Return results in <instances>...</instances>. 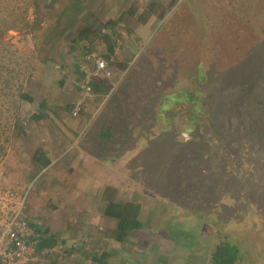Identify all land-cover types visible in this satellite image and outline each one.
Returning <instances> with one entry per match:
<instances>
[{
  "label": "rangeland",
  "instance_id": "374dc122",
  "mask_svg": "<svg viewBox=\"0 0 264 264\" xmlns=\"http://www.w3.org/2000/svg\"><path fill=\"white\" fill-rule=\"evenodd\" d=\"M110 19L120 20L112 30L106 28ZM88 27L98 37L78 41ZM198 66L215 80L239 69L240 88L228 76L222 88L225 96L237 92L240 103L235 109L226 104L220 113L238 130L242 166L231 172L228 158L220 160L227 172L219 178L216 167L209 177L216 183L214 197L173 201L159 190L172 180L187 182V174L160 178L130 167L141 150L137 143L133 147L129 138L126 147L117 139L112 146L101 134L109 126L112 134H120L124 121L139 130L142 100H153L159 85L165 93L185 81L190 87ZM86 82L89 95L83 90ZM180 100L160 112L164 119L152 121L157 132L173 130L180 141H188L192 126L185 116L167 117L193 102L185 96ZM41 102L47 104L43 112ZM0 104L7 121L0 129L12 140H0V179L25 194L30 223L57 239L35 264H90L91 257L104 264H208L222 235L238 243L240 264H264V0H0ZM238 105L241 117L234 115ZM247 108L263 127L260 136L241 126L252 123L244 118ZM64 135L71 138L67 148L63 145L70 139ZM51 141L64 144H54V165L43 171L33 152ZM146 141L141 138L140 147ZM78 152H91L84 166L93 173L94 188L113 186L119 201L143 206L145 229L123 245L108 238L114 222L101 215L96 189L71 187L69 162ZM76 171L73 176L79 177Z\"/></svg>",
  "mask_w": 264,
  "mask_h": 264
},
{
  "label": "trees",
  "instance_id": "16d2710c",
  "mask_svg": "<svg viewBox=\"0 0 264 264\" xmlns=\"http://www.w3.org/2000/svg\"><path fill=\"white\" fill-rule=\"evenodd\" d=\"M119 21V19L118 21L109 20L106 28L112 30ZM79 33L78 41H88L91 35L93 36L92 40L98 37V31L91 30L89 27L82 29ZM201 70L202 75H200ZM230 72H227L229 73L228 75H224V72L222 77L215 80L210 78L209 73L203 67L198 66V70L196 69L195 71L196 76H194V73L191 75L190 87L188 86L189 81H185L177 91L165 93L162 92L163 88L165 90L164 85H159L157 90L153 91V100L148 98L147 100L143 99L141 102L142 107L140 110L143 108L139 120L141 128L138 130L135 125L129 127L130 123L124 121L127 122V126L123 127L122 124V129L119 128L121 129L120 134L114 135L112 134V127L109 126L101 134L103 139H107L103 142L106 144L111 143L110 145L113 146L115 140L121 139V144L126 141L127 147L129 138L132 139L133 147L137 143L136 147L141 148V150L133 157L130 167L138 166L142 172L157 173L160 178L169 176L171 172L178 174L177 178H180L181 174L182 177L187 174V182L177 179V181L172 180L170 183L163 184L160 179H157L160 184H163V190H159V192L164 195L168 194L167 197H170L173 201L192 200L190 196H193L196 200L203 199L210 193L214 197L216 183L214 179L211 180L209 177L216 170V167L220 169H217L220 171L218 177L222 178L223 172H227V169L238 173L242 166V158L237 155L239 151L238 142L236 141L239 140L238 130H235L232 123L230 125L225 123L226 113H220L225 109L224 106L226 104H230L235 109V105L240 103V95L237 92L225 96L226 94H224V89L222 88L228 83L226 76L232 79L233 83L240 88L241 76L236 74L239 69H233ZM207 74L208 76H206ZM183 96L191 98L193 102L187 103L186 106H181L174 113L167 114V117L174 121L179 115L185 116L187 123L192 126L188 130L191 135L188 141H180L177 133L173 130L170 132L165 129L157 132V124L152 121L158 119V117L164 119V115L160 114V112L172 106L174 101L183 103L180 100V97L183 98ZM256 99L257 97L253 99V104L256 103ZM164 104L165 108H163ZM45 107L44 103L39 104L41 112L45 110ZM236 107L237 112L234 115L241 117L240 106ZM231 111L234 110L231 109ZM250 111L247 108L244 118L247 117L246 119H249L252 123H241V126L243 128L246 126L245 131L252 136H260L259 134L262 133L263 127L255 120L256 114ZM234 115H231L230 112L228 118L231 119ZM260 119H263V115L260 116ZM130 132L132 134H129ZM135 132L141 133L137 139H135ZM147 132H149V136ZM122 135L125 136L120 137ZM141 138L148 141H146L144 147H140ZM235 148L236 151H233ZM120 151L122 152V149ZM215 152L218 153L217 159L214 156ZM232 153L233 157H231ZM226 157L231 162V166H228L227 169L220 162V160H226ZM33 159L38 164L37 167L41 169H46L51 164V160L40 150L35 153ZM200 169H203V174L200 173ZM228 175L231 176L233 174L230 173ZM153 180L157 182L155 177ZM117 195L118 190L115 187L106 185L98 191V202L101 205V215L114 222V226L107 230L108 238L117 244L123 245L134 233L145 229V221L143 206L139 201H119ZM212 203L209 202L207 207H212ZM56 241L55 237H45L43 234L39 241V252L42 253L44 250L51 249L56 244ZM102 255L106 256V254ZM89 259L90 264L106 263L104 259L99 257H91ZM242 260V250L238 243L233 241L229 235H222L219 241L212 246L208 264H240Z\"/></svg>",
  "mask_w": 264,
  "mask_h": 264
},
{
  "label": "built area",
  "instance_id": "2783aa9c",
  "mask_svg": "<svg viewBox=\"0 0 264 264\" xmlns=\"http://www.w3.org/2000/svg\"><path fill=\"white\" fill-rule=\"evenodd\" d=\"M104 67L101 63L99 68ZM83 90L85 95L92 92L89 82ZM79 111L77 106L73 116ZM26 125L27 121L22 122V126ZM42 235L39 227L29 221L25 194L21 196L5 184V179H0V264H35L40 255L38 248Z\"/></svg>",
  "mask_w": 264,
  "mask_h": 264
},
{
  "label": "crops",
  "instance_id": "0c3cea01",
  "mask_svg": "<svg viewBox=\"0 0 264 264\" xmlns=\"http://www.w3.org/2000/svg\"><path fill=\"white\" fill-rule=\"evenodd\" d=\"M55 2L56 3H61V2H63V0H55ZM110 20H112V19H110ZM41 103H44V102H41ZM45 104V109H47V104L46 103H44ZM4 113H5V109H4V107L0 104V128H3V126L6 124V120H5V118L3 117V115H4ZM42 114V113H41ZM69 133H71L70 131H69ZM64 139H70L69 141H67L68 142V145L67 144H64V142H60V146H61V144L63 143L64 145L63 146H66V148L71 144V138H69L67 135H64ZM4 139H9L8 137H7V135H4V133H2V131H1V129H0V140H4ZM11 139H9V141H10ZM11 143H12V140L10 141ZM54 144H55V148H57V146H59V144L57 143V142H55V141H51V142H49V144L48 145H46L45 147H39V148H37V149H35L34 150V152H33V157H34V155H35V153L38 151V150H40V151H42L50 160H51V164L49 165V167L51 168V166H53L54 165V162H55V160H56V158L55 159H53V152L55 151V148H54ZM59 146V147H60ZM91 152L92 153H97L98 152V150H91ZM90 152V153H91ZM90 153L88 154L87 153V155L85 154V153H82V152H78L77 154H74V155H72V160L69 162V166L74 170V172L76 171V170H78V171H76V173H78V172H80V173H78V175H79V177H74L73 176V173H71V171H72V169H70V170H68V174H70L71 173V177H70V179H69V182H70V184L72 185L71 187L73 188V189H83V190H85V191H91V190H95L96 189V195L98 194V187H93L91 184H92V182H91V178L93 177V173H92V171L90 170V167L89 166H87V168H86V166H84L85 164H87V162H85V160L86 161H88V159H89V157L91 156L90 155ZM75 156H76V158H75ZM93 158V157H92ZM94 159V161H96V158H93ZM34 160V159H33ZM97 163V162H96ZM48 167V168H49ZM81 167H84V169H86V172L84 173V172H82V169H81ZM48 168H46V169H48ZM45 169H43V171H44ZM89 170H90V173H89ZM92 174V175H91ZM67 178V177H66ZM79 180V181H78ZM95 181V180H94ZM81 185H83V186H81ZM76 203V202H75ZM76 204H78V203H76Z\"/></svg>",
  "mask_w": 264,
  "mask_h": 264
}]
</instances>
